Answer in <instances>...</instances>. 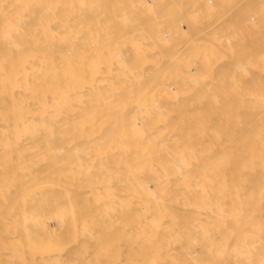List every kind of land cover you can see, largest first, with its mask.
<instances>
[{"label":"bare ground","instance_id":"1","mask_svg":"<svg viewBox=\"0 0 264 264\" xmlns=\"http://www.w3.org/2000/svg\"><path fill=\"white\" fill-rule=\"evenodd\" d=\"M72 1L0 0V264H110L111 259V263L114 264H264V96L253 100L243 95L247 97V100L244 99L247 102L246 108V104L244 107H242L243 104H240L243 102L242 93L244 91L238 92V86H243L246 83L251 89L259 88L258 81L255 79L253 81L252 78H259L258 75L255 77V72L257 73L261 67L259 65L264 64V17L257 19L261 20L262 22H259L263 24L260 23V25L257 22L258 25H253L251 22L253 16L251 17L252 14L250 15L248 10L251 20L249 18L250 22L248 21L247 24L243 22L244 19H237L239 14L243 15V9L241 10L240 7L242 12H237L239 14L235 18L236 20H231L232 17H230L236 12L229 14L230 21L234 20V25L239 26L241 30L240 33L247 28L249 31V33L247 30V32L245 31L248 38L244 37L247 44L242 43L245 41L240 38L242 33L241 35L239 33V41L236 40L237 43L234 45L237 47L233 48L234 51L231 48L233 54H237L235 51L241 53L245 47V53H250L248 58L250 72L248 73L253 71V75L247 76L246 83L238 81L240 78H235L236 81L233 78L230 80L231 77L228 79L229 76L236 73L237 69L233 68L236 63L233 64V62L237 57L240 58L237 56L240 53L233 55V57H237L232 60V55L229 54L230 59L227 58L223 65L222 60H218L219 53L217 52L223 53L227 41H225L221 53L222 48L218 51L213 48L218 37L212 36V32H210V38L206 32L208 35L206 37L209 38L210 46H212L211 48L206 47L209 48L206 53L213 54L214 52L216 57L218 56L217 63L220 62V65L223 66L219 64L217 66L214 54V56H206V61L202 63L197 73H193L194 75H191L190 72L183 74L185 71L182 70V75L179 72L182 78L176 79L179 82L178 86L171 87L174 84L169 83L171 84L169 85V81H166V85L171 87L169 89L166 86V89L165 83L160 82L164 78L162 77V72L166 70L164 66L169 67L170 65L173 69V64L176 61L174 65H183L185 62L181 64L179 61L184 59L178 60L181 54L177 55L178 59L175 57V61L171 59L172 64H170L171 61H165L167 63L161 69H158V64L143 66L136 61L140 60L137 59L139 54L141 56L147 54L145 45L150 43L152 51H159L160 54L167 52L166 49H169L170 46L164 49L162 45L164 42L166 45L170 42L163 41L162 38L167 39L171 33L177 35L179 30L184 32V29L181 30L179 27V30L176 29L177 32H172L177 26L176 23L181 26L178 21L174 26L175 21L172 20V22L169 21L170 25L174 26L170 27L169 25L173 29L171 33H168L169 30L163 29L165 33L162 35L163 37H154L148 32L151 27L149 23L154 22L158 17L163 20L167 16L166 21L173 9L178 8L177 10H179L184 6L182 8L184 10L188 7L187 5L191 7L189 11L193 13L192 16L195 15V22L200 17L201 21L207 17V14L210 15V12L217 10L206 9L210 3L216 5L212 0H207L209 3L207 2L206 8L200 5L199 0H171L165 4L156 3L160 6L167 5L168 8L165 9L164 6H161V9L157 7L156 9L154 7L152 12L155 13L151 16L152 18H149L147 13H151L149 10L153 6L147 8L149 10L146 11V14H142L136 8H126L129 5L125 0L122 1L125 2L124 6L126 7L124 8L126 9L121 7L122 1L115 0L119 2L120 8L116 9L117 13L115 12L119 16L120 13L121 16H125L126 13H130V16L138 15L137 18H133L138 24L137 27L134 21L132 22L133 27L129 26L135 27L136 30L126 29L132 36V38H129L130 35L126 38H129L130 41L133 39L132 44L126 43L127 41L124 40L126 47H130L129 44L131 46L140 44L139 47L143 51H139L138 46V50L135 47V50L130 47L128 52L131 53V56L119 57V62L114 63H122L121 65L106 67L102 66L100 64L102 62L98 59L93 58L90 59L93 63L88 66L89 57L86 55V51L92 49L95 51L93 54L98 56V50H102V46L106 48L105 44L111 45L108 42L111 41L110 38L102 41L103 43L92 44L87 38H83V34L72 36L74 39L77 37L79 39V36H82L81 40L75 39V41L71 36H68L67 32H70V28L76 27H70L75 19L70 20L69 15L72 13L74 16L79 15L76 14L78 10L74 8L77 6L80 9L81 6L78 3L79 0L78 2L74 0L75 3ZM213 1L218 3L219 0ZM220 1H222L221 3L225 2L222 5L219 2L217 5L225 8L230 5L229 9L238 8V5L242 6L243 4L247 9H252L253 4L257 7L256 3H258L253 0L247 1V3L237 0H233L234 2L232 0H230L231 2H228L229 0ZM87 2L89 1L86 0ZM70 3L72 4L70 5ZM258 4L260 8L264 2ZM94 5L93 7H95ZM69 6L73 7H71V13H69ZM93 7L91 6L92 10ZM261 7L264 8L263 5ZM163 8L164 12L168 11V13H165V16L161 18ZM221 8L223 9V7ZM120 9L125 11V14L119 11ZM92 10L91 16L98 8L93 10V14ZM159 11H161V16ZM224 11L221 16L219 13L220 17ZM261 11L264 15V9ZM79 12L82 13L83 10ZM186 13L188 14V12H183L185 15ZM97 14L93 17H96ZM119 16L116 18L118 19ZM99 17L94 20H98ZM173 18L177 19L175 15ZM79 20L81 21V19ZM101 20H104V17ZM205 20L202 22L203 24ZM225 20H221L222 24ZM195 22L194 24L192 22L194 27L191 28L190 23L188 26L189 31H195L192 32V36L198 37L196 34L198 24ZM77 23H73V25H77ZM78 24L80 26L83 23L79 22ZM212 24H210L211 27ZM84 25L88 26L87 23ZM145 25H148V31ZM234 27L232 26V28ZM75 30L79 31L78 28L73 31L76 32ZM219 31L218 33H220ZM237 34L236 31V36ZM248 34L250 35L248 36ZM134 37L136 38L134 39ZM180 37V35L172 37V42L175 41L173 44L185 40L182 37L180 40ZM212 38L213 43L211 42ZM225 38L227 39V37ZM228 38L230 40V37ZM234 39L232 40L233 44L235 43ZM155 40L160 44L154 43ZM209 40L205 39L202 42ZM124 41L121 42L124 43ZM122 43L119 46H125ZM112 44L115 45V42ZM241 44H244V48ZM177 45L179 44L177 43ZM186 45H189L188 42ZM217 45L219 46L218 43ZM228 45L233 46L232 44ZM228 45L225 50L229 48ZM218 46L217 48H220ZM171 47L177 48L173 45ZM172 48L169 51H173ZM176 48L175 50H177ZM237 48L238 50H236ZM191 50L193 49L191 48ZM196 51L198 52V50ZM228 53L230 52L228 51ZM143 56L141 60L145 59L142 61L152 60ZM174 56L176 54L171 58L174 59ZM211 57L213 58L211 59ZM121 59L123 61H120ZM160 60L164 64L163 58ZM213 61L216 65L211 64ZM240 61L242 62L239 60L237 63ZM72 62L73 64H71ZM141 65L144 67L143 70H140L143 68ZM180 65L178 68L175 66V70H172L173 73L181 71L178 70ZM262 66L259 69H263V72H260L261 80L264 79L261 74L264 73V65ZM222 67L226 70L223 71ZM184 68L186 69V67ZM242 68H240V72ZM138 70L141 72L137 73ZM222 71L227 72L223 77H221ZM219 73L223 79H218ZM230 73L233 75H229ZM72 76L74 79L71 82ZM163 76L166 77L165 74ZM225 77H227L226 80ZM179 79L181 82L178 81ZM172 81L175 80L172 79ZM259 85L264 90V81ZM253 91L254 88L251 91V98L254 97ZM262 92L264 93V91ZM156 97L158 103L155 101ZM228 104H230L229 108H227ZM243 108H245L244 111L247 110L246 113L244 112L245 114L236 112L238 109L239 112H242L240 109L243 110ZM223 109L227 110L224 112ZM211 128H213L212 133L210 132ZM85 131L91 133L87 135L88 137L85 134L88 140L86 137L84 140L86 139L88 144H97V146L102 144L101 148H106L105 145H110L111 142L116 145L128 141L131 152L127 155L131 156V160L125 155L126 153L121 155H125L128 162L131 161L130 165L127 163L130 168L127 174L131 173L133 177L130 174L129 180L124 179L125 176L120 177L123 178L122 180L116 179L117 176L114 177L116 180L108 177L106 178L109 180L105 177L103 178L105 180L102 177H100L101 179L91 177V179L86 173L89 178L86 176L88 179H84L79 171L76 176L81 175V179L78 176L79 179L74 177L69 181L67 178H61L60 176L63 174L59 169H65V166L69 165L68 156L64 153L66 149L68 150L66 148L68 143L72 141L73 137L77 142L80 136V141L83 140L82 136ZM71 133L75 136H72ZM224 133H229L230 136L229 142L227 139L224 142L227 144L225 146H223ZM207 134L212 136L210 139L217 135V137H223L222 142L220 140L217 143V139H209V143L215 141L213 143H217L215 144L217 146L207 147V143L205 144L208 140ZM127 136H130L129 139H126ZM73 143L75 144V142ZM74 144L71 146L73 147ZM78 144L77 146H79ZM1 147L5 149L4 155H1L4 151L3 148V151L1 150ZM11 147H18V149H14V151ZM117 147L119 149V146ZM120 148L123 149L121 146ZM206 149L212 150V155L211 152L209 154L214 156V159L222 157L221 164L220 161L216 163L217 160H212L215 161L216 167L221 166L220 170L212 171V163L207 165L211 170L208 167L209 171L203 168L206 164L204 162V165L199 160ZM121 152L117 153L114 150L116 154ZM206 153L203 155L204 158H206ZM107 154L112 153L110 151V154L108 152ZM115 157L113 158L115 159ZM123 159L120 158L121 162ZM81 163L80 161V166H82ZM121 164L124 165V163ZM75 166L78 168L76 164ZM114 170L113 172H115ZM120 170L121 175L122 168ZM64 174L66 173L64 172ZM210 174L211 176H209ZM69 175L71 174L69 173ZM126 214H130L129 217ZM114 217L118 218V221ZM51 221L58 224V229H51L49 226ZM125 221L129 226L127 223L125 224ZM121 231H123L122 236H120ZM124 231L128 235H125ZM116 232L117 234L120 232L116 235L117 238L120 237L118 238L121 240L120 246L125 249L120 250L118 245V250L123 252L119 255L121 257L118 256V259L113 257L114 260L111 255L113 249L111 247L116 239V236H112ZM128 253V257H125Z\"/></svg>","mask_w":264,"mask_h":264},{"label":"rangeland","instance_id":"2","mask_svg":"<svg viewBox=\"0 0 264 264\" xmlns=\"http://www.w3.org/2000/svg\"><path fill=\"white\" fill-rule=\"evenodd\" d=\"M73 1H74V0H73ZM73 1H72V3H75V2H73ZM83 1H84L85 3H84ZM88 1H89L90 3H89V2L86 3V0H82V1L79 0V2H78V0H77V2L80 3L81 6H82V7H81V6L79 7L80 9H78L77 6H76V7H77V8H76L75 6L72 5L73 7H75L74 9L78 10V11L76 12V10L73 9L74 12H76V14H79V15H77V16L75 15V16H74L73 13H72V15H71V14H70V15L68 14V15H69V18L71 17L70 20H74V19H75V20H74L75 22L73 21L72 24H70V27H73V26L75 27V26H76L75 28H78L79 31H76V30H75L76 32H74L73 30H74L75 28H74V27H73L74 29L70 28V30H69L70 32H67V34H69L68 36H69V37L71 36V38H72V36L75 37V36H74L75 34H79V35H80V34H81V35L83 34V35H82L83 38H85V39L87 38L90 42H92V44H94V43H96V42L98 43V42H102V41H104V40H108L109 38H110L109 40H111V41L113 40L112 42H111V41H108L109 43H111V45L108 46V44H105V45H107L106 48H104L105 46H104V47L102 46V48H101L102 50H98V56H95V55L93 54L95 51L92 50V49H88V50L86 51V55L89 57V58H88V63H87L88 66H89L90 64L93 63L92 60L90 61V59H92V58H93V59H98L100 62H102V63H100V62H99V63H100L102 66H105V67H106V66H112V65H121L122 63H121V64H114V63H118V62H119V60H118L119 57H124V56H125V57H128V56H131V53L128 52V51H130V50H129L130 47H131L132 49H134V50H135V48H136V50L140 49L139 51H143V50L139 47L140 44L137 45L139 48H138L137 46H134V45H132L133 47L131 46V44H132L131 42H132L133 39L130 41L129 38H132V36L130 35L129 31H127V30H131V29H135V30H136L135 27H134V28H131V27H129V26L134 25V24L132 23L133 21H134V23H135V20H133V18H134V19L137 18V16H138L137 14H136L137 16L132 15V14H131L132 16H130V13H126V14H128V15H126V14L124 13L125 11H121V9H120L119 11H121L123 14H125V16H124V15L121 16V13H120V16H119L118 14H116V13H117V10L120 8V6L118 5V4H119V2H118L119 0H118V1H115V0H114L115 2H114L113 0H91V1L88 0ZM120 1H122V0H120ZM125 1H126V4L128 3L129 6H127V7L124 6V5H125V2L122 1V3L124 2V4L120 3V5H121V7L123 6V7H122L123 9H126V8H128V7H129V8H136V10H137V11H140V13H142V14H146V11L148 12V10H149V9H147V8H150V6H151V7L153 6V7L150 8L149 11H151V13H153L152 11L154 10V9H153L154 7H155V8L157 7L158 9H159V8L161 9V8L164 6V5H161V6H162V7H161L160 5H157L156 3H158V4H162V3H163V4H165L166 2L171 1V0H125ZM199 1L202 3V4L200 3V5H202V6L205 7V8H206V4H207V2L209 3V1H207V0H199ZM215 1H216V0H215ZM237 1H238V2L245 1L246 3H247V1L250 2V0H237ZM253 1L258 2V3H259V2H260V3L264 2V0H253ZM253 1H252V3H253ZM70 2H71V1H70ZM77 2H76V3H77ZM81 2H82V3H81ZM112 2H113V3H112ZM180 2H181V1H180ZM205 2H206V3H205ZM212 2H213V4H216V5L214 6V5H212V3H210V4L207 5V8H206V9H210V11H212V10H214V9H217V10H216V11L214 10L215 12H210V15L207 14V17L204 15V17H206V18H203V17H202L203 19H202L201 21H200L201 17L199 16V17H200V18H198L199 21L196 19L197 21L195 22V19H194V18H195V15L192 16L193 13H191V11H189V9L191 10V7H189V5H187L188 7H186V5H185V7H186V9H184L185 11L182 10V8H184V6L181 7V8L179 9V10H180V11H179V10H177L178 8H176L175 6L172 5L174 8H176L175 10L178 12V14H177V12H176L174 9H173V10L171 9V10H172V14L170 13L171 15H170V17H168L169 19L165 21V18L167 17V16H165V13H168V11H167V12H164V8H163V9L161 10V11L163 12L161 15H163V16L160 15L161 11H159V15L161 16V18L165 16L163 20H160V19H159L160 17H158V16L155 15V16L158 17V18H157L156 20H154V22L149 23V25H151V27L149 28V31L147 30V26H148V25H145V26H146V30H147L148 32H150V34L154 35V37H159V36L163 37L162 35L165 34L164 31H163V29H164L165 31H168V30H169L168 33H171V30H173V29L170 28V27L173 26V24L171 23L172 25H170V22H172V20L175 21V22H174V26H175V23H176L177 21H178V23L181 24V26H179V24L176 23L177 26H175V28H174L175 30H173L172 32H177V30H179L180 28H181V30L184 29V32L181 31L182 33H181L180 30H179V32L177 33V35H175L176 33H175L174 35H173V33H171V34H169V35H168V33H166V35L169 36V37L167 38L168 40H167L165 37H163L164 39L162 38L163 41L166 40V42H170V43H167V45H166L165 42L163 43L162 47H163L164 49H166L167 46H168V47L170 46L169 49H171V48H172L171 46L173 45V47H174V46H177V48L175 47L177 50H175V48H172L173 51H171V50L169 51V49H166V50H167V52H166V51L163 50V48L161 47L162 50L165 51L166 53L164 52L163 54H162V53L160 54L159 51H156V52L152 51V45H151V43H150V44H147V45H145V51L147 52V54L145 53L146 55L144 54V56L147 57L148 59H152V60H148V62H147V61H142V60L145 59V58H144V59L141 60V58H142L143 55L141 56L140 54L138 55V54L136 53V54L139 56L137 59H138V60H139V59L141 60V62H140V60H139L138 62L136 61V63H139V64L141 63V64H143V66L158 64V65H157V66H158V69H161V68L165 65V63H167V62H165V61H171L170 64H172V60L175 61L176 59H178V56L181 54V56H179L180 58H179L178 60L184 59V60L179 61L181 64H183V63L185 62L183 65H180V64H179V65H180V69H178V70H181V71H177V69H176L177 72H175V73H173L174 71H172L173 69L175 70V66H177V68H178L179 65H174V64H176L177 61H176V62L173 61V62H174V64H173V69H172V66H170V65H169V67L166 66V65L164 66L165 69H166V70H165V69H164V70H165L166 72H165V71H164L165 73L162 72V77H164V78L160 77V78H162V79L160 80V82L162 81V83H165V88H166V86L169 87V89H170L171 87L178 86L179 82H177L176 79H178V78L181 79V78H182V77H180V76L182 75L183 71H185L183 74H185V73H186V74H189V72H190L191 75H194L195 73H197V71L199 70V68H200V66L202 65V63H203L204 61H206V56H211V55H212V56L215 55L216 60H214V59H213V60L216 62L217 66H218V64L220 65V62L217 63L218 60H222L221 62H223L222 64L224 65V62L227 61V58L230 59V57H231V56H228L229 54L232 55L231 60H232L233 58H236L237 56H239V57L241 58V59H240V58L237 57V59L242 60L243 63H242L241 61H240V63H237V62L239 61V60L237 61V59H234V62H233V64L236 63L235 66H233V68L235 67V69L238 70V71L236 70V73H235L234 75H238V74H239L240 76H239V75H238V76H234L232 73H230L229 75H233V76H234V77H233V76H229V75H228V76H229L228 79L231 77L230 80L233 78V79L236 81L238 78H240V79H238V81L241 80V81H243L244 83H246V81H248V79H247L248 77H247V76H248V75L250 76V74L253 75V71H251L250 74L248 73V72H250V70H249L250 65H249V63H248V62H249L248 58H249V54H250V53L247 54V53H245V51H244L245 48H246V47L244 48V44L246 43V40H245L244 37L246 36L245 34H246V32L248 31V28L245 29V30H243L244 32H241L243 37L240 36V38H241V39H244V41H245V42L242 41V43H244V44H241L242 47L244 48V50L241 48L243 51L240 49V50H241V53L239 52L240 54L238 53V51H235V52H237V54H239V55H237V54L234 52L237 56H236V57H233V55L235 56V54H233V52H231V51H232V50L234 51V49L237 47V46L234 47V45H236V43L239 41L238 38H239V33H240L241 30L239 29V26L237 27V26L234 25V20H233L232 22L230 21V17H232L231 20L237 18V15L239 14V13H237V12H242L241 10L243 9V12H242L243 15L240 16V14H239V17H238L237 19L240 18V20H241V19H242V20L244 19L245 21L247 20L246 22L243 21L244 23L247 24L248 21L250 22L251 17L253 16L252 19L254 20V22H253V20H251L252 24H253V25H258V23L260 24L262 21H261V20H257V19H259V18H262V19H263V17H264V15H262L263 11H261V10L264 9V8L261 7L262 5H263V7H264V4H262V5L260 4V5H261L260 8L258 7V5H259L258 3H256V4H257V7H256L255 4H253L252 9H250L249 7H248L249 9H247V7H246V6H243V5H244V4H243L242 6L238 5V8L233 7V8L235 9V10H234V9H229V8H228L230 5H229V6L226 5V6H228V7H226V8H225L224 6H219V5H217L219 2H220V3L222 2V1H220V0L218 1V3H217V1L214 3L213 0H212ZM224 2H225V1H224ZM224 2H223V3H224ZM228 2H231V1L229 0ZM232 2H234V1L232 0ZM245 2H244V3H245ZM255 2H254V3H255ZM72 3H70V5H71ZM78 3H77V4H78ZM83 3H84V5H86V6H84ZM92 3H93V5L95 4V5H94L95 7H93V5H90V4H92ZM111 3H112V4H111ZM115 3H116V4H115ZM203 3H204V4H203ZM223 3H221V5H222ZM80 4H78V5H80ZM88 4H89V5H88ZM155 4H156V5H155ZM74 5H75V4H74ZM114 5H115L116 8L114 7ZM72 6H71V7H72ZM89 6H90V7H89ZM91 6L93 7V10H94V11L98 8V10H97L98 12L95 11L94 15H92V16H91V10H92ZM112 6H113V7H112ZM117 6H119V7H117ZM178 6H179V5H178ZM208 6H209V8H208ZM212 6H213V7H212ZM231 6H232V5H231ZM250 6H251V5H250ZM254 6H255V7H254ZM71 7L69 6V8H70V12H69V13H71ZM73 7H72V8H73ZM124 7H126V8H124ZM164 7H165V9L168 8L167 5H165ZM199 7H200V6H199ZM216 7H218V8H216ZM221 7H223V9H222ZM239 7H240L241 10L239 9ZM84 8H85V9H84ZM89 8H90L91 10H90ZM117 8H118V9H117ZM157 8H156V9H157ZM213 8H214V9H213ZM219 8H221V9L218 10ZM224 8H225V11H224ZM227 8H228L229 10H228ZM245 8H246V9H245ZM116 9H117V10H116ZM123 9H122V10H123ZM146 9H147V10H146ZM152 9H153V10H152ZM226 9L229 11V13L227 12ZM236 9H237V11H236ZM253 9H254V10H253ZM256 9H258V10L256 11ZM82 10H83V12L80 13L79 11H82ZM93 10H92V14H93ZM108 10H109V11H108ZM114 10H115V11H114ZM171 10H169V11L171 12ZM181 10H182V11H181ZM222 10L224 11L225 14L223 13L224 16L222 15V17H220L221 14H222V12H223ZM245 10H246V13H245ZM247 10H248L250 13H249ZM251 10H252V12H251ZM88 11H89V12H88ZM107 11H108V12H107ZM113 11H114V13L116 12L115 15L113 14ZM119 11H118V12H119ZM165 11H166V10H165ZM221 11H222V12H221ZM255 11H256V13H255ZM259 11H260V12H259ZM156 12H157V11H156ZM180 12H181V14H180ZM183 12H184V13H185V12H188V14L186 13V15H185V14H183ZM231 12H232V13H235V12H236V13H235L236 16H235L234 14H232ZM258 12L260 13L259 15H258ZM86 13H87L89 16H88ZM96 13H98L99 16L102 15V14H103V15L99 17L98 14H97L96 17H93V16H95ZM151 13H150V14H149V12L147 13V15L149 16V18H150L151 16H153L155 12H154L152 15H151ZM189 13H190L191 15H190ZM213 13H214V14H213ZM216 13H217V14H216ZM219 13H220V16H219ZM230 13H231L232 15H230V17H229V14H230ZM244 13H245V14H244ZM248 13H249L250 15L252 14L251 17L248 15ZM82 14H83V16H82ZM110 14H111V15H110ZM112 14H113L115 17H114ZM134 14H135V12H134ZM176 14H177V15H176ZM85 15H86V16H85ZM157 15H158V13H157ZM166 15H168V14H166ZM172 15H173V16H172ZM174 15H175L176 18L179 16L178 18H182V17L185 18V17H186V19H183V18H182V19H178V18H177V19H178V20H177V19L173 18ZM181 15H183V16H181ZM214 15H215V16H214ZM217 15H218L220 18H219ZM225 15H227V16L225 17ZM106 16H107V17H106ZM112 16H113V18H112ZM117 16H119L118 19L116 18ZM134 16H135V17H134ZM144 16H146V15H144ZM184 16H185V17H184ZM201 16H202V15H201ZM208 16H209V17H208ZM76 17H77V18H76ZM78 17H79V18H78ZM92 17H93V18H92ZM97 17H99L98 20H94V19H96ZM103 17H104V20H101V19H103ZM146 17H147V16H146ZM189 17H190V18H189ZM196 17H197V16H196ZM217 17H218V18H217ZM224 17H225V18H224ZM227 17L229 18V20H228ZM233 17H234V18H233ZM245 17H247L248 19L245 18ZM256 17H258V18H256ZM115 18H116V19H115ZM119 18H120V19H119ZM149 18H148V19H149ZM151 18H152V17H151ZM171 18H172V19H171ZM188 18H189V19H188ZM191 18H192V19H191ZM216 18H217V19H216ZM249 18H250V20H249ZM255 18H256V19H255ZM77 19H78V20H77ZM79 19H81L82 22H81ZM82 19H84V20H82ZM138 19H139V17H138ZM145 19H146V18H145ZM148 19H147V20H148ZM158 19H159V20H158ZM166 19H167V18H166ZM174 19H175V20H174ZM205 19H206L207 21H206ZM219 19H221L222 21H223V19H226V20H225V21L223 22V24H222V21L219 20ZM87 20H88V21H87ZM179 20H180V21H179ZM188 20H189V22H188ZM193 20H194V21H193ZM204 20H205V22H204V24H203L202 22H203ZM211 20H213V21H215V22L212 24L213 21L210 22ZM218 20H219V21H218ZM235 20H236V19H235ZM77 21H78V23L80 22V24L83 23L82 25H80V26H82L83 28L79 26V24L77 23ZM83 21H85V22H83ZM106 21H107V22H106ZM137 21H138V20H137ZM137 21H136V22H137ZM167 21H168V22H167ZM169 21H170V22H169ZM184 21H185V22H184ZM228 21H229V22H228ZM259 21H261V22H259ZM187 22L190 23L191 28H192V26L194 27V25H192V22H193V24H194V22H195V24H198V25L196 26V27H198V30L196 31V34L198 35L199 39H198V37H196V36H192L193 33H194L195 31H194V32L192 31L193 33H192L191 31H189L190 28H189V26H188L189 24H188ZM200 22H201V23H200ZM217 22H219V23H217ZM236 22H237V21H236ZM238 22H239V21H238ZM257 22H258V23H257ZM73 23H74V24L77 23V25H78L80 28H79L77 25H73ZM84 23H85V24L87 23L88 26L84 25ZM130 23H132V24L130 25ZM137 23H138V22H137ZM168 23H169V24H168ZM205 23L209 25V26L207 25V27H209V28H207V27L204 28V27L206 26ZM225 23H226L227 25H226ZM230 23H231V24H230ZM240 23H242V22H240ZM254 23H255V24H254ZM201 24H202V25H201ZM210 24H212L213 26L211 27ZM215 24H216V25H215ZM220 24H221V25H224V24H225V25H224V26H221ZM229 24H230V25H229ZM242 24H243V23H242ZM261 24H263V23H261ZM261 24H260V25H261ZM83 25H84V26H83ZM136 25H138V24L135 23V26H136ZM143 25H144V24H143ZM166 25H167V26H166ZM169 25H170V27H169ZM161 26H165V27H161ZM174 26H173V27H174ZM214 26H215L216 28H215ZM218 26H219V27H218ZM232 26H233V27L235 26V27L232 28ZM245 26H246V25H245ZM122 27H124L125 30L122 29ZM128 27H129L130 29H129ZM132 27H133V26H132ZM136 27H137V26H136ZM167 27L170 28V29H168ZM179 27H180V28H179ZM210 27H211V28H210ZM225 27H226V28H225ZM177 28H178V29H177ZM201 28H202V29H201ZM203 28H204V29H203ZM213 28H215V29H213ZM223 28H224V29H223ZM231 28H232V29H231ZM71 29H72V31H71ZM82 29H84V30L82 31ZM126 29H127V30H126ZM176 29H177V30H176ZM205 29H206V30H205ZM208 29H209L210 31H209ZM212 29H213V30H212ZM235 29H236V31L238 32L237 36H236V31H235ZM237 29H239V30H237ZM110 30L112 31L111 33H110ZM186 30H187V31H186ZM194 30H195V29H194ZM203 30H204L205 33L203 32ZM215 30H216V31H215ZM219 30H220V31H219ZM223 30H224V31H223ZM233 30H234V31H233ZM246 30H247V31H246ZM84 31H85V32H84ZM198 31H200V32H202V33H199ZM208 31H209V32H208ZM213 31L215 32L216 35L214 34ZM218 31H219L220 33H218ZM221 31H222V32H221ZM229 31H230V33H229ZM245 31H246V32H245ZM73 32H74V33H73ZM88 32H90V33H88ZM206 32H207V34H209V37H210V35H211L210 32H212V36L214 35V36L218 37V39L216 38L217 41H215V38L213 37V38H214V41H215V42H214V45L216 46V47L213 46V48H214V49L216 48L217 51H218L219 49L222 48V50H221V53H222V51H223V47L225 46V45H224L225 41H227V42H226V46H227L228 44H232L233 46L228 45L229 48H228V47H227V48L230 49V50H228V49L225 50V47H226V46H225V47H224V51H223V53H222V54H224V55L220 54V51H218L217 53H219V55H218V56H219V59L217 58L218 56L216 57V54H214V52H213L214 55H213V54H207V53H206V50L209 51V48H211L212 46H210L211 43H210L209 38L207 39L208 35L206 34ZM216 32H217V33H216ZM232 32H233V33H232ZM72 33H73V34H72ZM109 33L111 34V36L109 35ZM222 33H224V34H222ZM227 33H228V34H227ZM241 33H240V35H241ZM247 33H249V31H248ZM257 33H259V32H257ZM257 33H256V34H257ZM86 34H87L88 36H87ZM92 34H93V36H92ZM105 34H108V35L106 36ZM196 34H194V35H196ZM200 34H201V35H200ZM225 34H226V35H225ZM229 34H230V35H229ZM129 35H130L131 37H130ZM134 35H135V34H134ZM179 35L182 37V39H185L186 41L183 40L184 43H183L182 41H177L175 44H173L175 41L172 42V37L179 36ZM182 35H183V36H182ZM206 35H207V37H206ZM220 35H221V37H220ZM222 35H223V37H222ZM234 35H235V36H234ZM249 35H250V34H248V36H249ZM258 35H260V34H258ZM82 36H79V39L82 38ZM94 36H97V37H94ZM102 36H104V37H102ZM112 36H113L114 38H113ZM127 36H129V38H126ZM171 36H172V37H171ZM189 36H192L191 38H193V39H191ZM202 36H203V38H201ZM204 36H205V37H204ZM100 37H101V39H103V40H101ZM107 37H108V38H107ZM181 37H180V40H181ZM184 37H185V38H184ZM188 37H189V39H188ZM225 37H227V39H226ZM228 37H230V40H229ZM256 37H258V36H256ZM106 38H107V39H106ZM135 38H136V37H134V39H135ZM200 38H201V39H200ZM204 38H205L206 40H209V41H205V42L203 43L202 40H205ZM210 38H211V37H210ZM213 38H212V41H211L212 43H213ZM220 38H222V39L219 41ZM223 38H224V40H223ZM234 38H235V39H234ZM247 38H248V37L246 36V39H247ZM72 39H73L74 41H75V39H76V40H79L78 37L75 38V39H74V38H72ZM126 39H128V40H126ZM187 39H188V40H187ZM233 39L235 40V43H234V44L232 43V40H233ZM257 39H258V38H257ZM259 39H260V36H259ZM259 39H258V40H259ZM68 40H70V39H68ZM73 40H71V41H73ZM80 40H81V39H80ZM122 40H123V41H124V40L127 41L126 43H131V44H129L130 47L127 46V47H128L127 50H126L127 47H126V45H125L126 43H125V41H124V43H122V42H121ZM136 40H137V39H136ZM178 40H179V38H178ZM236 40H237V42H236ZM71 41H70V42H71ZM86 41H87V40H86ZM89 41H88V43H89ZM128 41H129V42H128ZM196 41H198V42L196 43ZM199 41H201V43H199ZM223 41H224V42H223ZM108 42L106 41V43H108ZM114 42H115V45L112 44V43H114ZM117 42H118L119 44H118ZM155 42H157V44H160V42L157 41V40H155L154 43H155ZM171 42H172V43H171ZM179 42H180V43H179ZM187 42H188L189 45H186ZM189 42H190V43H189ZM192 42H193V43H192ZM194 42H195V43H194ZM206 42H207V43H206ZM220 42H221L222 44H221ZM229 42H231V43H229ZM233 42H234V41H233ZM259 42H260V41H259ZM102 43H103V42H102ZM104 43H105V42H104ZM120 43L124 44L125 46H122V45L119 46ZM177 43H178L179 45H177ZM217 43L219 44V46L217 45ZM90 44H91V43H90ZM133 44H135L134 41H133ZM136 44H137V43H136ZM180 44H181V45H180ZM196 44H197V45H196ZM204 44H205L206 46H205ZM246 44H247V43H246ZM127 45H128V44H127ZM182 45H183V47H182ZM184 45H185V47H184ZM191 45H193V47H190ZM241 45H240V46H241ZM92 46H93V45H92ZM113 46H114V47H113ZM178 46L181 47V48H183V49L180 48V50H182L181 52H180ZM188 46H189V47H188ZM199 46H200V47H199ZM204 46H205V48H204ZM217 46L220 47V48H217ZM245 46H247V45H245ZM88 47H89V46H88ZM108 47H110V49H108ZM123 47H124V48H123ZM134 47H135V48H134ZM168 47H167V48H168ZM206 47H209V48H206ZM89 48H92V47H89ZM95 48H96V47H95ZM97 48H98V47H97ZM99 48H100V46H99ZM137 48H138V49H137ZM191 48H192L193 50H191ZM194 48H195V49H194ZM200 48H201V49H200ZM231 48H232V50H231ZM233 48H234V49H233ZM103 49H106V50H103ZM96 50H97V49H96ZM125 50H126V51H125ZM183 50H187V51H183ZM188 50H189V51H188ZM196 50H198L199 53H198ZM227 50H228L230 53H228ZM236 50H238V48H237ZM103 51H104V52H103ZM145 51H144V52H145ZM178 51H179V52H178ZM208 51H207V52H208ZM214 51H215V50H214ZM134 52H135V51H134ZM168 52H169V53H168ZM171 52L173 53L172 55H171ZM174 52H177V53H174ZM185 52L187 53L186 55H185ZM194 52H195V55H194ZM224 52L227 53V54L225 55ZM242 52L245 53V54H243ZM136 54H135V56H137ZM169 54H170V55H169ZM175 54H176V56H174V59L171 58V56H173V55H175ZM182 54H183V56H182ZM188 54H189V56H188ZM205 54H206V55H205ZM246 54H247V55H246ZM177 55H178V56H177ZM191 55H193V56H191ZM144 56H143V57H144ZM185 56H186V57H185ZM221 56L224 57V58H222ZM175 57H177V58L175 59ZM183 57H184V58H183ZM158 58H160V59L163 58V60H164V64H163V61L161 62V60L158 59ZM169 58H170V59H169ZM185 58H186V60H185ZM212 58H213V57H211V59H212ZM119 59H120V58H119ZM157 59H158V60H157ZM166 59H167V60H166ZM171 59H172V60H171ZM211 59H210V61H211ZM217 59H218V60H217ZM224 59H225V60H224ZM120 61H123V59H121ZM156 61H158V62L156 63ZM214 61L211 62L212 65L215 64ZM90 62H91V63H90ZM142 62H144V63H142ZM146 62H147V63H146ZM182 62H183V63H182ZM196 62H197L198 64H197ZM230 62H231V61H230ZM94 63H95V62H94ZM231 63H232V62H231ZM231 63H230V64H231ZM71 64H73V62H72ZM130 64H131V63H130ZM177 64H178V63H177ZM216 64H215V65H216ZM226 64H228V63L226 62ZM233 64H232V65H233ZM242 64H243V65H242ZM244 64H247V65L244 66ZM259 64H260V63H259ZM93 65H94V64H93ZM134 65H135V64H134ZM196 65H197V66H196ZM223 65H220V66H223ZM232 65H231V67H232ZM262 65H264V64H261V65H259V66L263 67ZM136 66L138 67V66H140V65H136ZM143 66L141 65V68H142ZM225 66H226V65H225ZM237 66H238L239 69L237 68ZM242 66H243V68H242ZM246 66H247V69H245ZM166 67H167V68H166ZM184 67H186V69H185ZM229 67H230V65H229ZM261 67H260V68H261ZM145 68H146V67H145ZM183 68H184V69H183ZM222 68H223V67H222ZM240 68H242V69H241V72L239 71ZM260 68H259V69H260ZM143 69H144V67H143L142 69H140V70H143ZM187 69H188V70H187ZM190 69H191V71H189ZM223 69H224V68H223ZM223 69H222V70H223ZM235 69H234V70H235ZM259 69H258V71H257L258 74L255 72V77L258 75L259 78H258V77H256V78H258V79H256V78H252L253 81H255V80L258 81V87H259V88L256 87L257 89H255V87H253V88H254V91H253V92L255 93V94L253 93L254 97L252 96V98H251V96H250V95H251V91H252L253 88L251 89V87H250L249 85H247L248 83L244 84L243 86L241 85L242 87H241V86H240V87L238 86V92L240 91V92L242 93V90L245 92V93H244V92L242 93V97H243L242 100H243V102H244V103H243V102L241 101L242 103H240V104H243L242 107H244V104L247 103V102L244 101V99L247 100V97H246V96H248V99H253V100H254V98L257 99V98H260V97H263V96H264V93L262 92V91H264V90L262 89L261 85H259V83L261 84V83L264 81V79L261 80L262 78H261V75H260V72H263V69H261L262 71L259 70ZM182 70H183V71H182ZM225 70H226V69H224L223 71H225ZM228 70H229V69H228ZM232 70H233V69H232ZM234 70H233V71H234ZM156 71H157V70H156ZM186 71H188V72H186ZM193 71H194V72H193ZM223 71H222V72H223ZM242 71H245V72L242 73ZM135 72H136V71H135ZM139 72H141V71L138 70L137 73H139ZM148 72H149V71H148ZM167 72H168V73H167ZM179 72H180V73L182 72L181 75H180ZM222 72H221V73H222ZM229 72H230V70H229ZM239 72H240V73H239ZM166 73H167V74H166ZM172 73H173V74H172ZM176 73H177V74H176ZM193 73H194V74H193ZM221 73H219L218 79H220L221 77H223V75H225L224 73L227 74V72H223L222 75H221V77H220V74H221ZM233 73H234V72H233ZM237 73H238V74H237ZM164 74L166 75V77L163 76ZM261 74H263L262 77H264V73H261ZM241 75H242V76H241ZM169 76H170V77H169ZM72 77H73V78L71 79V82H72L73 79H74V76H72ZM172 77H173V78H172ZM241 77H242V78H241ZM165 78H166V80H165ZM169 78H170V80H169ZM235 78H237V79H235ZM167 79H168V80H167ZM172 79L175 80L174 82L172 81L173 83L171 82ZM180 79H179L178 81L181 82ZM221 79H223V78H221ZM224 79L226 80L227 77H225ZM254 79H255V80H254ZM182 80H183V79H182ZM166 81H169L168 84L171 83V84H174V85H172V86L170 87L169 85H171V84L166 85V84H167ZM250 82H251V81H250ZM175 84H176V85H175ZM244 87H245V89H244ZM248 87L251 89V91H250V89L248 90ZM260 87H261V88H260ZM263 87H264V86H263ZM165 88H164V90L166 91L167 88H166V89H165ZM169 89H168V90H169ZM239 89H241V90H239ZM260 89H261V91H260ZM174 90H175V88H174ZM255 90H257V91L255 92ZM258 90H259V91H258ZM257 92H258V93H257ZM247 93H249V95H247ZM256 93H257V97H256ZM262 93H263V94H262ZM259 94H260V95H259ZM243 95H246V96H243ZM258 95H259V97H258ZM261 95H262V96H261ZM249 96H250V97H249ZM240 97H241V96H240ZM240 97H239V98H240ZM157 100H158V99H157V97H156V100H155V101L157 102ZM157 103H158V102H157ZM240 104H238V105H240ZM229 105H230V104L227 105V108H229ZM157 107H158V106H157ZM238 107H239V106H238ZM240 107H241V105H240ZM240 107H239V108H240ZM245 107L247 108V104L245 105ZM244 109H245V108H243V110L240 109L242 112H239V109L236 110V112L238 111L237 113H239V114H242V113L245 114V113L247 112V110L244 111ZM224 110L226 111L227 109H223V111H224ZM230 110H231V108H230ZM225 111H224V112H225ZM228 111H229V110H228ZM196 112H198V111H196ZM231 112H232V110H231ZM244 112H245V113H244ZM173 113H174V111L172 112V114H173ZM178 113H180V112H178ZM175 114H177L176 111H175ZM209 127H210V126H209ZM211 127H212V126H211ZM224 127H225V126H224ZM212 129H213V128H211V130L209 129L211 133H212ZM209 130H208V131H209ZM227 130H228V129H227ZM86 132H87V131H85V133L83 132L84 134L82 133V134L84 135V136H82L83 140H84V138H85L87 135H90V133H91L90 131H89L88 133H86ZM73 133L76 134V132H73ZM75 134H73V135L75 136ZM82 134H81V135H82ZM85 134H86V136H85ZM209 134H210V133H209ZM71 135H72V133H71ZM73 135H72V136H73ZM76 135L79 136L78 134H76ZM210 135H211V134H210ZM210 135L207 134V139H208V140H207V142H205V144L207 143L206 146H207V147H211V148H212L213 146H214V147L217 146V145H215V144H217L218 142H220V140H221V142H222V138H223V137H225V138H224L225 140L223 139V140H224V141H223V144H224V142L227 141V140H228V142H229V139H230L229 133H228V134H227V133H226V134L224 133L225 136L222 135V136H223V137L221 136L222 138L217 137V136H218V135H217L215 138L210 139V138L212 137V136H210ZM208 136H209V138H208ZM80 137H81V136H80ZM80 137H79V139H77L78 142L80 141ZM87 137H88V136H87ZM87 137H86V138H87ZM129 137H130V136H127L126 139H129ZM227 137H228V138H227ZM73 138H74V137H73ZM73 138H72V141H70V143H68V147H66V148H68V150L66 149L65 152H64L65 155L68 156V160H67V162H68L69 165H66V166H65L66 168L64 167L65 169H59V170H62V174H63V175L61 174L62 176H60V174H59V176H60L61 178H65V179L67 178V180L69 181V180L74 179V177H75V179H76L77 176H78L80 179H81V177L85 179V178H87V177L89 176L90 178L92 177V178H94V179H98V178L101 179L100 177H102V179H103L104 177H105V178L108 177L109 179L112 178L113 180H116V179H120V180H122L123 178H120V177H121V176H123V177L125 176L124 179H126V178H127L128 180L130 179V178H129V177H130L129 175H130L131 173H128V174H127V172L130 171V170H129L130 168L128 167V164H127V163H129V165H130V164H131V161L128 162V160H127V158H126V156H125V155H127V154H129V153L131 152V151L129 150V147H128V146H130V143H129V145H128V141H124V143L127 142V143H125V145L127 144L126 146L124 145V143H122V144H121V143L116 144L117 146H119V149H118V147H117L115 144H113L112 142H111V144H110L111 146H110V145H105V144H104V145L107 146V147H106V148H101V147H102V144H98V146H97V144H95V145H94V144H88V142L86 141V139H85L84 141L81 140V141H83V143H81V141H80V143L78 144V142H77V141H74ZM82 138H81V139H82ZM218 138H219V140H218ZM209 139H210V140H214V139L216 140V139H217V140H216L217 143H213V142H215V141H210V143H209ZM226 139H227V140H226ZM87 140H88V138H87ZM73 142H75V144H74ZM86 142H87V143H86ZM104 142H105V141H104ZM119 142H120V141H119ZM84 143H85V145H84ZM105 143H106V142H105ZM109 143H110V142H109ZM114 143H116V142H114ZM71 144H74V146L72 147ZM77 144H78L79 146H77ZM86 144H88V145H86ZM212 144H213V145H212ZM220 144H222V143H220ZM228 144H229V143H228ZM82 145H83V146H82ZM100 145H101V146H100ZM104 145H103V146H104ZM211 145H212V146H211ZM225 145H227V144L225 143L223 146H225ZM70 146H71V147H70ZM80 146H81L82 148H81ZM109 146H110V147H109ZM113 146H114V148H111V147H113ZM120 146L123 147V149L120 148ZM115 147H116V148H115ZM2 148H3V147H1V150H2ZM5 148H6V147H5ZM11 148H12L13 150H14V149H15V150L18 149V147H17V148H15V147H11ZM71 148L73 149V151H75V150L77 149V150L75 151L76 154H75V152L72 151ZM107 148H109V149L107 150ZM3 149H4V148H3ZM13 150H12V151H13ZM15 150H14V151H15ZM69 150H70V151H69ZM114 150H115V152H117V153H118V152H121V150H123V151H122L121 153H119V154H120V155H119V154L114 153ZM128 150H129V151H128ZM2 151H3V150H2ZM66 151H68V152H66ZM71 151H72V153H71ZM104 151H105V152H104ZM106 151H107L109 154H110V151H111L112 154L108 155ZM112 151H113V152H112ZM124 151H125V152H124ZM0 152H1V151H0ZM4 152H5V149H4V151L1 153V155H4ZM206 152H207V153H206ZM210 152H211V155H212V153H213L212 150H210V149H206V151L203 152L204 154L206 153V158H204L205 156H203L204 154L202 153L203 155H201L199 161H201V163H203V164H204V162H205L206 165H205V164H204V165L206 166V168H205V166H204V167H203L204 169H207V170H208V168H210V167H208V166H209L208 164H211V163H212V165H213V167H212V171L220 170V167H221V166H220V167L217 166V167H218V168H217V167H216V164H215V161H212V160H217L216 163H217V162L219 163V161H220V164H221V162H223V161L221 160L222 157H221L220 159H219V158H218V159H216V158L214 159V156H211V155L209 154ZM66 153H67V154H66ZM73 153H74V154H73ZM124 153H126V154H125L124 156H122ZM106 154H107V155H106ZM115 154H116V155H115ZM121 154H122V155H121ZM105 155H106L107 158L105 157ZM130 155H131V154H130ZM67 156H65V157H67ZM98 156H99V157H98ZM112 156H113V157L116 156L115 159H116L117 161H116ZM119 156H120V157H119ZM222 156H224V155H222ZM95 157H96V158H95ZM108 157H109V159H110L111 162L108 161V160H109ZM110 157H111V158H110ZM117 157H118L119 160L117 159ZM127 157H128L129 160H131V156L127 155ZM210 157H211V158H210ZM212 157H213V159H212ZM69 158L71 159V161H74V162H71ZM120 158H121V159H122V158H124V159L126 158V159H125V161H124V159H123V162H121L122 160H120ZM66 159H67V158H66ZM104 159H105V160H104ZM106 159H107V160H106ZM113 159H114L115 161H114ZM210 159H211V160H210ZM95 160H96V161H95ZM69 161H70L71 164L69 163ZM80 161L83 163V164L81 163V165H82L83 167L79 165V164H80ZM92 161H93L94 164L92 163ZM105 161H106V162H105ZM107 161H108V162H107ZM112 161H114V162H112ZM202 161H203V162H202ZM209 161H210V163H209ZM96 162H97L98 164H97ZM125 162H126V163H125ZM206 162H207V163H206ZM102 163H103V164H102ZM104 163H105V164H104ZM106 163H107V164H106ZM118 163H119V164H118ZM121 163H124V165L121 164ZM75 164L78 166V168L75 166ZM100 164H101V165H100ZM214 164H215V165H214ZM70 165H71V167H70ZM113 165H114V166H113ZM207 165H208V166H207ZM217 165H218V164H217ZM67 166H68V167H67ZM74 166L76 167V170H75ZM79 166H80L81 168H80ZM118 166H119V167H118ZM116 167H118V168H116ZM207 167H208V168H207ZM215 167H216L217 169H216ZM119 168H120V169L122 168L121 175H120V172H119V171H121V170H120ZM123 168H124V169H123ZM77 169H78V171H77ZM114 169H115V170H114ZM118 169H119V170H118ZM214 169H215V170H214ZM113 170H114L115 172H113ZM117 170H118V171H117ZM125 170H126V171H125ZM128 170H129V171H128ZM209 170H211V168H210ZM209 170H208V171H209ZM66 171H67V172H66ZM79 171H80V172H79ZM87 171H88V172H87ZM116 171H117V172H116ZM123 171H124L125 173H124ZM64 172H65L66 174H64ZM68 172H69L71 175H69ZM77 172L81 173V175H83V176H81V175H79V174L76 176ZM83 172L85 173V177H84V173H83ZM105 172H106V174H103V173H105ZM67 173H68V174H67ZM86 173L89 174V175L87 176ZM98 173H100V174H98ZM101 173H102V174H101ZM72 174H74V176H72ZM92 174H93V175H92ZM97 174H98V175H97ZM66 175H67V176H66ZM119 175H120V176H119ZM80 176H81V177H80ZM86 176H87V177H86ZM116 176H117V178L115 179L114 177H116ZM126 176H128V177H126ZM131 176H132V174H131ZM209 176H211V174H210ZM78 177H77V179H79ZM89 177H88V178H89ZM97 177H98V178H97ZM118 177H119V178H118ZM132 177H133V176H132ZM132 177H131V178H132ZM68 178H70V179H68ZM88 178H87V179H88ZM92 178H91V179H92ZM87 179H86V180H87ZM106 179H107V178H106ZM109 179H107V180H109ZM112 179H111V180H112ZM103 180H105V179H103ZM87 181H88V180H87ZM89 181H90V180H89ZM114 189H115V188H114ZM129 211H130V210H129ZM129 211H128V212H129ZM128 212H127V213H128ZM129 213H130V212H129ZM130 214H131V213H130ZM130 214H128V215L126 214V215L129 217ZM115 215H116V214H114V216H115ZM119 216H120V215H119ZM127 216H126V218H127L128 220H130V218H128ZM116 217H117V215H116ZM116 217H114V218H116ZM130 217H131V216H130ZM119 218H120V217H119ZM124 218H125V217H124ZM116 219H117V221H118V218H116ZM116 219H114V220H116ZM127 219H125V220H127ZM128 220H127V221H128ZM127 221H125V224L127 223V225H128V222H127ZM49 224H50L49 226L51 227V229H55V228L58 229V224H57L56 222L51 221ZM56 224H57V225H56ZM129 224H130V223H129ZM127 225H126V226H127ZM54 226H55V227H54ZM128 226H129V225H128ZM127 228H128V227H127ZM128 229H129V228H128ZM120 230H121V229H120ZM126 231H127V229H126ZM122 232H123V231H121V235H120V236H122ZM127 233H129V232H127ZM116 234H117V232H116L115 235H113L112 237H115V236H116L115 238H116L117 240H116L115 238H114L115 241H114V239H111L112 241H114V243H112V242H111V243H112L113 245H117V246H113V245L111 244V245H112L111 249H112V248H113V249L111 250L112 253H111V252H110V253H111V255H113L112 258L114 257V258L118 259L119 257H121V256H119V255L121 254V252H123V251L120 252V250H121L123 247H121V246H120L121 244H119V243L121 242V240H120V239L118 240V238H120V237L117 238V235L120 234V232H119L117 235H116ZM124 234H125V231H124ZM125 235H128V234H125ZM125 237H126V239H128L127 236H125ZM118 241H119V242H118ZM115 242H116V243H115ZM118 245H119L120 247H119ZM117 247H119L120 250H118ZM128 247H129V244H128ZM124 249H125V248H123L122 250H124ZM126 249H129V248L126 247ZM113 250H115V251L113 252ZM129 251H130V250H129ZM129 251H127V252H129ZM115 252H116V253H115ZM117 252H118V253H117ZM127 252H126V253H127ZM117 254H118V255H117ZM111 255H110V256H111ZM116 255H117V256H116ZM124 255H125V252H124ZM128 255H129V253L126 254L125 257H128ZM118 256H119V257H118ZM110 258H111V257H110ZM114 258H113V259H114ZM109 260H110V259H109ZM114 260H115V259H114ZM114 260H113V261H114ZM107 262H108V261H107ZM111 262H112V259L110 260V264H114V263H111Z\"/></svg>","mask_w":264,"mask_h":264}]
</instances>
